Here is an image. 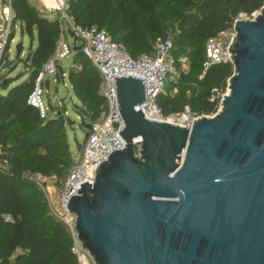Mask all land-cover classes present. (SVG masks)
Returning <instances> with one entry per match:
<instances>
[{"label": "water", "instance_id": "water-1", "mask_svg": "<svg viewBox=\"0 0 264 264\" xmlns=\"http://www.w3.org/2000/svg\"><path fill=\"white\" fill-rule=\"evenodd\" d=\"M234 30L229 91L215 115L191 128L145 118L134 109L143 80L115 77L125 146L66 205L93 264H264V6ZM21 51L19 42L15 59ZM12 63L5 53L2 68ZM78 111L77 151L91 128Z\"/></svg>", "mask_w": 264, "mask_h": 264}, {"label": "trees", "instance_id": "trees-1", "mask_svg": "<svg viewBox=\"0 0 264 264\" xmlns=\"http://www.w3.org/2000/svg\"><path fill=\"white\" fill-rule=\"evenodd\" d=\"M66 1L74 24L106 31L132 58L152 55L156 42L171 39L168 54L176 78L166 76L165 91L155 99L164 115L186 108L195 115L216 112L218 101L211 97L214 90L224 91L234 67L230 61L204 67L206 41L231 28L240 14L251 15L264 6V0ZM11 4L22 32L30 38L35 33L36 45L26 52L25 72L0 75V264H79L71 230L52 213L36 179L55 175L63 180L73 165L65 125L57 119L61 107L56 106L54 117L49 104L51 113L42 119L27 101L36 77L56 51L60 23L28 0ZM72 54L67 80L93 123L105 112L102 77L80 50ZM62 70L58 66L57 80Z\"/></svg>", "mask_w": 264, "mask_h": 264}, {"label": "built area", "instance_id": "built-area-1", "mask_svg": "<svg viewBox=\"0 0 264 264\" xmlns=\"http://www.w3.org/2000/svg\"><path fill=\"white\" fill-rule=\"evenodd\" d=\"M68 7L66 0H56V4L51 6L53 9L61 10L60 21H65L68 31L72 32L73 43L66 40L60 23L61 31L56 51L52 59L45 64L43 70L36 77L34 87L28 95L27 101L38 109L40 118L46 119L50 115V106L43 99L44 89L42 83L47 76H56L58 72L57 61L70 55L74 51V45H80V51L90 59L102 77L100 93L105 100V112L99 120L91 123L88 137L82 144L79 150L80 153L73 157V165L66 176L64 189L59 198V210L53 208L49 193L40 184L52 213L71 230L74 238L73 252L79 264H84L86 263V257L81 252L83 249L73 229L74 217L68 212L66 205L70 197L77 194L82 184L87 182L93 184L96 169L102 162L107 160L110 153L121 150L125 146V142L119 134L124 127V123L118 109L115 77L133 76L143 80L144 100L136 105L134 109L136 111L141 110L145 118L149 120L191 128L199 116L189 110L164 115L155 102L171 69L172 60L168 56L171 39L167 38L156 42L152 55L144 54L138 58H132L122 46L111 40L106 31L100 30L94 25L81 27L74 24L68 14ZM15 21L11 0H0V65L3 62L5 53H8L9 57L13 41L12 27H15ZM235 35L233 23L231 28L209 38L205 44L206 59L203 66L207 67L212 63L223 61L231 62L229 47ZM226 94L214 90V96L211 97V100L217 99V108L221 109ZM140 141L139 137L132 139L133 144ZM138 149L139 147L135 146V154H137ZM67 188L69 191L66 190Z\"/></svg>", "mask_w": 264, "mask_h": 264}, {"label": "rangeland", "instance_id": "rangeland-1", "mask_svg": "<svg viewBox=\"0 0 264 264\" xmlns=\"http://www.w3.org/2000/svg\"><path fill=\"white\" fill-rule=\"evenodd\" d=\"M28 1L37 9L38 12L44 15H47L50 18L57 19L59 23H61L62 32L66 40L69 43H73L74 38L72 35H70L66 27L65 21H62V22L60 21L61 10L51 8V5H48L44 0H28ZM258 12L259 10L255 11L251 15L240 14L237 19H241V20L253 19L254 15L255 14L257 15ZM12 37H13V41L11 43V49L9 51V60H13V63L11 64L9 68H2V66L0 65V75H6L7 77H14L17 73L19 72L23 73L26 71L25 65H24V59L26 57V52L29 49L30 45H32V48H34L36 45L35 33L32 38H30L27 33L25 32L23 33L19 21H15V27H12ZM19 42L22 43V51H21V55L19 56V58L15 59L14 58L15 57V46ZM72 62H73V54L71 53L67 57L59 59L57 61V65L60 66L66 73H68L70 66L72 65ZM182 62H183L182 68L185 69L186 63H187L186 59L183 58ZM168 73L169 74L167 75V78H172V79L176 78L175 75L177 71L173 67L172 63H171V69ZM25 77L26 75L21 77L18 81H22ZM53 77L47 76L46 79L48 80V82L44 81L42 83V86L44 89L43 99L46 102V104H50L52 107H55V106L61 107L59 102L61 99H63L64 104L66 106V110L65 111L61 110V113L63 114L65 118H68L74 121L72 125H69L66 123L65 129H66V133L68 136V141L70 144V150H71L72 156H76L80 153V151H77L76 149V141L82 142L83 134H84L83 129L79 126V122L82 119V114L78 110L81 108V104L76 100L71 90L70 84L67 80V75H65L63 79L60 78L57 82L53 81L52 79ZM162 90L165 91V87H163ZM174 91L175 90H172L171 93H173ZM228 91H229V88H228V80H227L226 87L222 93L225 94V93H228ZM218 109L219 108H217L215 113H217L220 110ZM185 110H188V108H186ZM215 113L210 114V115H205V116L211 117L215 115ZM51 115L56 117L57 113L53 112ZM198 116H201V115H198ZM100 118H98L97 120H99ZM36 179L39 182V184L44 186L47 193H49L53 208H55L56 210H59L58 202L63 192L66 178L63 180H58L55 175H50V176H39L38 175ZM81 252L86 257V263L84 264H93V262L91 261L87 253L84 252L83 250Z\"/></svg>", "mask_w": 264, "mask_h": 264}, {"label": "crops", "instance_id": "crops-1", "mask_svg": "<svg viewBox=\"0 0 264 264\" xmlns=\"http://www.w3.org/2000/svg\"><path fill=\"white\" fill-rule=\"evenodd\" d=\"M61 72H62L61 74H62V79H63V77H64L65 75H67V73H66L64 70H62ZM50 77H53V76H50ZM52 79H53L54 82H57V81H58L57 78H56V76L53 77ZM45 80H46V79H45ZM50 109H51V107H50ZM54 109H55V110H54L53 112H56V111H57V110H56V106L54 107ZM57 112H58V111H57Z\"/></svg>", "mask_w": 264, "mask_h": 264}, {"label": "bare ground", "instance_id": "bare-ground-1", "mask_svg": "<svg viewBox=\"0 0 264 264\" xmlns=\"http://www.w3.org/2000/svg\"><path fill=\"white\" fill-rule=\"evenodd\" d=\"M48 5H55L56 4V0H44Z\"/></svg>", "mask_w": 264, "mask_h": 264}]
</instances>
